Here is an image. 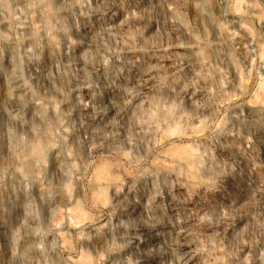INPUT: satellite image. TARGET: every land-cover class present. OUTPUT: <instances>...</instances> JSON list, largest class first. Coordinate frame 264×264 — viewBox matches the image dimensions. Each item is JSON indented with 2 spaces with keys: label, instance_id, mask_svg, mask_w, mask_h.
<instances>
[{
  "label": "rangeland",
  "instance_id": "374dc122",
  "mask_svg": "<svg viewBox=\"0 0 264 264\" xmlns=\"http://www.w3.org/2000/svg\"><path fill=\"white\" fill-rule=\"evenodd\" d=\"M6 3L0 264H264V0Z\"/></svg>",
  "mask_w": 264,
  "mask_h": 264
},
{
  "label": "clouds",
  "instance_id": "9594fccd",
  "mask_svg": "<svg viewBox=\"0 0 264 264\" xmlns=\"http://www.w3.org/2000/svg\"><path fill=\"white\" fill-rule=\"evenodd\" d=\"M0 2H3L5 7H7L6 0H0ZM43 2L44 0H41V3ZM77 2H79V0H77ZM32 6H35V5H32ZM252 6L259 7L258 4H253ZM104 63L107 64V61H104ZM162 83L163 81L160 82L161 85ZM169 120H170V117L165 118L162 116L160 118V123L166 124L169 127H171L172 124L177 123L176 120H172L171 123H169ZM215 131H216V128L214 127L213 132ZM254 220H255V224L252 225V227L264 229V221L256 217H254ZM202 221L209 227H211L213 224L218 222V221H214L212 216H208L207 214H206V218H202ZM245 243H247V241L244 239V234L241 233L239 235V239L231 245L234 251L229 252L226 250L225 246H222V244L213 243L212 241H207V242L199 244L197 248L195 249L194 254L199 253L204 256L202 264H228L229 258L236 256L235 250H238ZM15 255L16 253L14 252L13 256L15 257ZM261 258L264 259V253H261ZM101 259H103V257H101ZM180 259H183V258L181 257ZM241 264H243V262H241Z\"/></svg>",
  "mask_w": 264,
  "mask_h": 264
},
{
  "label": "bare ground",
  "instance_id": "6f19581e",
  "mask_svg": "<svg viewBox=\"0 0 264 264\" xmlns=\"http://www.w3.org/2000/svg\"><path fill=\"white\" fill-rule=\"evenodd\" d=\"M251 3V2H250ZM253 3V2H252ZM201 6V5H200ZM205 9V8H204ZM255 9V8H254ZM258 10V9H257ZM202 11V10H201ZM246 12H248V10H246ZM110 18V17H109ZM205 18V17H204ZM112 19V18H111ZM176 26V25H175ZM215 26V25H214ZM217 27H218V25H217ZM176 28H177V26H176ZM213 28V27H212ZM219 28V27H218ZM264 54V53H263ZM232 57V56H231ZM238 69V68H237ZM236 71V70H235ZM239 71V70H238ZM246 75H247V73H246ZM244 76V75H243ZM134 80V79H133ZM136 82V81H135ZM135 82H133V83H135ZM247 82V81H246ZM243 85V84H242ZM141 86V85H140ZM262 93V92H261ZM260 95V94H259ZM239 97V96H238ZM263 99V98H262ZM252 104V103H251ZM248 105V104H247ZM254 105V104H253ZM259 105H260V103H259ZM246 106V105H245ZM252 106V105H251ZM255 106H258V104L257 105H255ZM243 108V107H242ZM261 108V107H260ZM246 109V111H248V109H249V107L247 108H245ZM257 110V109H256ZM254 111V110H253ZM250 113V112H249ZM248 113V114H249ZM246 115V114H245ZM254 115V114H253ZM258 115H259V113H258ZM248 116H250V114L248 115ZM243 117V116H242ZM255 117V116H254ZM251 116H250V118L248 117V121L249 122H251ZM259 119V118H258ZM260 123V122H259ZM238 137V136H237ZM242 139H244V138H242ZM242 139H240V140H242ZM152 222V221H151ZM155 223H157V225L158 224H161V225H164V224H168V223H170V221L169 220H162V222H160V221H155ZM188 225V224H187ZM193 225V224H192ZM185 227H187V226H185ZM190 228V227H189ZM177 246L178 247H180L181 245L179 244V243H177ZM178 251H179V249H178ZM176 253V252H175ZM180 253V252H179ZM184 257H185V255H184ZM185 258H187V257H185ZM185 260V259H184ZM183 259H182V261H184Z\"/></svg>",
  "mask_w": 264,
  "mask_h": 264
}]
</instances>
